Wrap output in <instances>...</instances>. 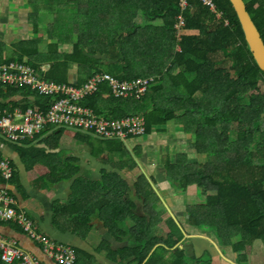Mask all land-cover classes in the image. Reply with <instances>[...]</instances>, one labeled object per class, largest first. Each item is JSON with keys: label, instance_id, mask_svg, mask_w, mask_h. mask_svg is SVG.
Instances as JSON below:
<instances>
[{"label": "crops", "instance_id": "obj_1", "mask_svg": "<svg viewBox=\"0 0 264 264\" xmlns=\"http://www.w3.org/2000/svg\"><path fill=\"white\" fill-rule=\"evenodd\" d=\"M36 1L0 0V64L11 60L26 62L38 66V70L45 68L47 76L54 62L73 53V44L77 41L82 45L85 56L92 58L94 64L99 63L95 69H100L101 73L129 76L134 71L126 69L138 66L141 76L156 77L162 81L158 84L161 91L154 87L146 97L147 101L144 100L149 109V100L166 105L157 102L159 98L164 99V93H175L181 85L186 87L187 82L181 77L180 68L166 74L168 63L174 62L176 53L171 46L172 30L162 22L150 23L146 19L144 22V13L138 11H143L142 4L121 3V0L92 4L83 0L76 18L70 15L67 7H61L58 0H38L39 4ZM134 11L138 13L134 14ZM94 14L98 19L88 23ZM186 35H200V31L188 29ZM25 43L28 45H23ZM5 50L13 51L3 53ZM82 76L80 65L73 64L67 74L68 83L79 85ZM11 88L14 87L4 88L0 104L13 106L28 101L35 107L37 97H32L29 92L30 98L25 100L23 93ZM110 96L108 92L105 98ZM182 105L179 103L178 106ZM196 134L189 133L177 118L165 127H156L147 136L130 140L128 144L102 142L74 132L72 143L63 140L62 135L57 138L51 136L44 140L50 147L44 144V148L36 150L40 154L39 159L43 161L44 155L55 154L62 165L67 162L79 169L72 180L54 187L48 183L51 180L47 179L50 175L47 166L40 163L33 166V162L25 159L17 147L2 138L0 153L15 162L17 175L9 187L20 207L32 217L42 233L75 248L78 252L77 264H136L132 252L140 249L145 252V230L150 240L167 237L173 231L167 224L170 219L178 226L180 232L173 229L177 230L176 234L181 233L182 240L174 247L167 246L165 241L157 244L143 264L150 261L152 264H179L181 255L189 258L192 261L190 264H264V233L243 244L241 239L247 241V236L239 229L229 228L220 219L206 222L209 227L190 221L187 207L190 204L201 206L206 202V196L196 185L185 192L177 190L168 178V168L177 166L181 156L187 157L189 166L208 165L209 168L213 149L219 154V163H211L210 169L235 170L240 164L239 159L229 161L232 140L228 137L215 136L216 147H212L214 140L206 138L207 144L200 142L203 148H198L193 143ZM96 141L107 143L108 147ZM92 142L95 149L91 146ZM26 150H32L36 155L34 149ZM219 174L214 173L213 178L220 179ZM145 177L151 182V189L157 197L169 202L168 211L164 210L165 216L152 214L155 221H149L151 225L146 229L145 213L151 210L145 208ZM119 178L124 179V190L119 189L122 186ZM106 181L111 185H105ZM2 186L0 181V189ZM75 191L78 193L76 199ZM118 191L134 202L126 214L136 217H131L130 225L121 229L126 238L120 237L121 226L117 224L116 217L112 218L114 210L106 206L108 198ZM217 212L221 216L224 214L223 211ZM213 217L208 214L207 218ZM0 234L18 240L24 249L44 264H57L20 229L0 223Z\"/></svg>", "mask_w": 264, "mask_h": 264}, {"label": "trees", "instance_id": "obj_2", "mask_svg": "<svg viewBox=\"0 0 264 264\" xmlns=\"http://www.w3.org/2000/svg\"><path fill=\"white\" fill-rule=\"evenodd\" d=\"M51 1L54 2L55 0H50L49 2ZM86 1L92 2V4H99L112 0ZM188 1L189 5L184 11L187 29L199 30L200 35L185 34L180 41L176 37L175 26L177 18L183 10L180 4L181 0H121V3L142 4L144 7L143 11H138L144 13V22L145 19L150 23L162 22V24L167 25L172 30L171 46L176 53L174 62L168 63L169 68L166 74L168 72V74H172L177 68L181 69V77L187 82L185 89L191 93L190 103L186 106L187 112L191 108L197 111L193 116L187 117L184 123L187 131L189 133L193 132L191 129L196 122L195 117L206 113L205 109H207L210 123L205 129L206 131L197 133V137L195 135V140L199 142L201 137L215 140V136L224 135L225 138L228 137L232 140L229 144V161L239 159L240 162L239 166L235 167V170H224V168L221 170L210 169L211 165H209V168L208 165L189 166L187 157L181 156L177 166L168 168V178L173 182V186L177 187V190L185 192L190 186L196 185L201 193L207 196L206 202L203 204L207 207V211H212L208 214L214 217L208 219L207 213L203 216L204 206L201 205L199 208H195L193 213L188 211L191 216L190 221L195 225L198 223V226L209 227L206 222L220 219L229 228L239 229L241 233L246 235L247 241L242 238L240 243L247 244L252 237L260 236L261 233H264V130L260 129L262 118L264 119V73L258 67L249 49L237 14L229 0H212L221 17H217L216 13L212 12L200 0ZM58 2H60L59 5L61 7H67L70 15L77 18L78 7L83 0H58ZM245 4L264 42V0H247ZM138 11H134V14L138 13ZM178 45L182 50L181 52L177 51ZM72 51V54L64 55V58L54 62L51 72L46 76L49 81L68 84L67 74L73 64L80 65L83 71L79 85H84L96 74H101L100 69H95L99 63L94 64L92 58L86 57L82 45L77 43V41L74 42ZM218 56L223 58L219 59L217 58ZM223 59L230 60L229 69L218 67V64ZM13 61L16 60H11L7 63ZM36 67L38 69V66ZM126 70H133L134 73L129 74V76L125 74L113 76L120 81L149 78L148 76H141L142 73L138 71V66L133 67V69L129 67ZM161 83L162 81L158 82V84ZM158 84L155 89L161 91V87ZM12 87L14 88H11V90L23 93L25 100L30 98L28 96L30 91L26 88ZM4 88L0 84V94H3ZM99 90V93L85 99L82 105L92 109L99 116L111 119V121L142 114L145 116L148 135L156 127L167 126L170 122L177 119L176 116L178 114L185 112L177 110L180 108L178 106L179 103H177L170 106L155 104L151 113L145 104L147 98H145V102L137 101L134 98L131 100H120L115 99L111 94L106 99V93H111L109 83L102 84ZM30 93L33 95L32 97H37L35 107L43 111H48L54 103L51 98ZM183 99L184 96L181 102H183ZM13 106L26 110L31 106V102L25 101ZM2 107L6 108L8 106L0 104V109ZM208 127L213 133H206ZM220 131H225L226 133L223 134ZM63 132L64 130H59V133L56 132L53 137H60ZM18 149L25 159L29 158L33 162V166L40 163L49 168L50 175L47 179L51 180L48 183L53 187L63 181L72 180L78 175L79 169L77 167H72L67 162L62 165L55 154L44 155V160L41 161L40 157H38L40 154L36 152L37 149L34 148L35 156L32 150ZM210 154L213 159L210 162L213 165L219 163V154L214 149ZM1 155L4 156L3 154ZM11 162L15 177L9 183L0 179L3 183L0 191L4 188L11 191L9 186L16 178V165L13 160ZM182 168L191 170L188 169L183 172ZM214 173H220V179L213 178ZM119 179V182L122 183L119 189L124 190V179ZM149 184L145 177V187L151 189ZM77 197L78 193L75 191V199ZM152 197H155L160 202V199L152 189L149 195L145 196V208H147L146 210H151L145 213V229L151 225L149 221L153 222L152 214H155L151 203ZM119 198H121L120 201ZM106 206L114 210L112 218L115 219L116 217L117 222L121 224H119L121 226L119 230L120 237L126 238L127 236L123 237L126 234L121 229L130 225L129 223L132 220L129 221V219L131 217H136L134 214L131 217L126 214L134 206V202L118 191V193H114L112 197L108 198ZM217 211H223L224 214L221 216L220 212ZM199 217L201 218L200 223L198 222ZM167 224H170L169 226L172 227L173 231L167 237L160 236L162 239L156 237V240H150V236L145 230V252H141V249L135 253L132 252L136 257V259H133L136 264L146 263L151 251L157 244H163L161 242L165 241L167 246L170 247L177 246L180 243L183 236L180 235L181 233L179 235L176 234L177 230L179 231L178 226L173 220ZM2 225L6 226L7 223L2 222ZM108 225L110 227L109 223ZM79 226L83 228L82 225ZM173 228L177 230L174 231ZM22 234H24L23 231ZM164 238L165 240H163ZM9 239L11 240L12 238ZM179 262V264H190L192 261L181 255ZM0 264L5 263L0 259ZM147 264L152 263L150 261Z\"/></svg>", "mask_w": 264, "mask_h": 264}, {"label": "built area", "instance_id": "obj_3", "mask_svg": "<svg viewBox=\"0 0 264 264\" xmlns=\"http://www.w3.org/2000/svg\"><path fill=\"white\" fill-rule=\"evenodd\" d=\"M212 11H216L212 0H200ZM188 0L181 6L185 10ZM179 36L185 25L180 17ZM46 69L36 70L29 64L13 61L0 64V84L4 87L26 88L41 97L54 100L48 111L40 108L8 106L0 109V138L12 146H35L43 134L52 135L55 130H68L85 134L100 141H121L125 144L131 138L146 135V121L141 116H131L111 121L99 116L92 109L84 107L82 102L100 92V86L110 84L112 97L120 100H142L155 79L120 81L109 74H97L84 85L59 84L49 81ZM15 177L12 162L0 154V179L11 182ZM18 200L4 188L0 191V222L19 226L29 238L39 244L45 255L57 264H76L75 251L66 245L58 244L39 232L36 223L24 212L18 210ZM0 255L5 264H42L37 258L23 250L17 241L7 239L0 234Z\"/></svg>", "mask_w": 264, "mask_h": 264}, {"label": "rangeland", "instance_id": "obj_4", "mask_svg": "<svg viewBox=\"0 0 264 264\" xmlns=\"http://www.w3.org/2000/svg\"><path fill=\"white\" fill-rule=\"evenodd\" d=\"M245 1H247V0H245ZM244 1V2H245ZM36 3L37 4H39L40 2L37 0L36 1ZM89 3H92V2H89ZM98 19V17H97V15L96 14H94L90 19H89V22L88 23H90V22H92V21H95V20H97ZM32 21H33V19H32ZM23 45H28V43H25V44H23ZM13 50H5L3 53H11ZM217 58H219V59H222L223 57L222 56H218ZM222 62H220L219 64H218V67L219 68H222V69H229V67H230V65H231V62H230V60H221ZM155 87V85H153L152 86V88H154ZM154 94V93H153ZM160 95H161V93H160ZM184 96V99H183V102H181V99H182V97ZM162 97V96H161ZM163 97H164V99H162V98H159V100L157 101L158 103H165L167 106H170L171 104H177V103H183V105L180 107V108H178L177 110L178 111H185V112H183V113H180V114H178L176 117L178 118V121L180 122V123H182V124H184L185 122H186V120H187V117H190V116H193L197 111L195 110V109H193L192 110V108L190 109V111L189 112H187V109H186V106L190 103V100H191V93H190V91H187V89H185L184 87H183V85H181V87H180V90H177V92H175V93H164V95H163ZM195 99V98H194ZM148 105H150L151 106V108H150V110H149V112H153V109H154V104L155 103H152L150 100L148 101V103H147ZM2 108H4V107H2ZM206 110V113H204V114H200V115H198L197 117H195L196 118V122L194 123V125L192 126V131H193V133H203V131H206L205 129H206V127H207V125H208V123H210L209 122V116H208V112H207V109H205ZM210 127H208V129H207V132L206 133H213L212 131H211V129H209ZM260 129L261 130H264V119L262 118V122H261V125H260ZM220 133H226L225 131H220ZM73 135V132H68V131H64L63 132V134H62V136H63V140H65L66 142H68V143H72L73 142V139H71V136ZM196 137H197V134H196ZM51 141V140H50ZM95 142V141H94ZM94 142H92L91 143V146H92V148L93 149H95L94 148ZM97 142V144H99V145H101V146H103V147H108V144L107 143H102V142H99V141H96ZM203 145H206L207 144V142L206 141H204V138H200V141L199 142H197V140H195V139H193V143L195 144V146H197L198 148H203V146H202V144ZM216 143V139L213 141V145H212V147H216V145L217 144H215ZM44 144L47 146V147H50V144L49 143H46V142H44ZM118 145H120V143L118 144ZM60 147L62 148L63 147V145H60ZM204 149H205V147H204ZM63 156H65V155H63ZM213 159L210 157V159H209V165H211V162L210 161H212ZM189 168H182V171L183 172H186V170H188ZM189 170H191V169H189ZM144 182V181H143ZM149 185H150V187L152 188V184H151V182L149 181ZM105 185H111L110 183H108V181H106L105 183H104ZM130 187H132V186H130ZM151 191V189H148L147 187H145V192H146V195H149V192ZM206 196V195H205ZM207 197V196H206ZM151 203H152V206H153V211L157 214V215H159L160 217H164L165 216V211L164 210H166V211H168V204H169V202L167 201H165V202H163L162 200H160V202L155 198V197H152L151 198ZM168 203V204H167ZM202 206H204L203 207V212H202V215L204 216L206 213L208 214L209 213V211H207V207H205V205L204 204H202ZM200 206L199 205H197V206H195L194 204H190V206H188L187 207V211H191V213H193V212H195V208H199ZM164 208V209H163ZM157 220H159V221H161L162 219L161 218H157ZM172 219H170L169 221H171ZM155 220H153V222H154ZM117 224L119 225L120 223H118L117 222ZM121 225V224H120ZM157 229V228H156Z\"/></svg>", "mask_w": 264, "mask_h": 264}, {"label": "water", "instance_id": "obj_5", "mask_svg": "<svg viewBox=\"0 0 264 264\" xmlns=\"http://www.w3.org/2000/svg\"><path fill=\"white\" fill-rule=\"evenodd\" d=\"M237 14L245 40L260 70L264 73V42L246 9L244 0H229Z\"/></svg>", "mask_w": 264, "mask_h": 264}, {"label": "clouds", "instance_id": "obj_6", "mask_svg": "<svg viewBox=\"0 0 264 264\" xmlns=\"http://www.w3.org/2000/svg\"><path fill=\"white\" fill-rule=\"evenodd\" d=\"M182 1L183 0H181V3H182ZM180 3V4H181ZM215 5V4H214ZM207 6V5H206ZM182 7V6H181ZM183 9V8H182ZM215 9H216V6H215ZM184 11L185 10H182V12H181V14L178 16V18H177V23H176V26H175V29H176V37H177V39L180 41V39H181V37L183 36V35H185L186 34V32L188 31V29H187V25H186V19H185V16H184ZM212 11V10H211ZM212 12H214V11H212ZM214 13H216V15H217V17H221V14L220 13H218L217 12V9H216V11L214 12ZM183 17V19H184V21H185V25H184V27H182V30H181V35L179 36V29H178V26L180 25L179 23H180V17ZM177 51H179V52H181L182 50H181V48H180V46L178 45V47H177ZM20 62V61H19ZM6 63V62H5ZM20 63H26V62H20ZM26 64H28V63H26ZM30 65V64H29ZM32 66V65H31ZM33 67V66H32ZM35 68V67H34ZM36 69V68H35ZM38 70V69H37ZM42 70V69H41ZM101 74H103V73H101ZM104 74H108V73H104ZM97 75V74H96ZM109 75H111V74H109ZM113 76V75H112ZM115 77V76H114ZM138 79H148V80H150V79H155V82H154V84H152V86L153 85H157L158 84V82H159V80L156 78V77H149V78H138ZM138 79H135V80H138ZM132 81H134V80H132ZM69 84V83H68ZM71 84H73V83H71ZM73 85H75V84H73ZM78 86V85H77ZM80 86V85H79ZM152 86H151V88L149 89V91H148V93L145 95V97L142 99V100H137V101H140V102H142V101H144L145 100V98L149 95V93L152 91ZM9 87V86H8ZM128 100H131V99H128ZM136 100V99H135ZM34 108H37V107H34ZM132 116H134V115H132ZM136 116H141V117H143L144 119H145V116L144 115H142V114H136ZM131 117V116H130ZM128 118V117H127ZM125 119V118H124ZM177 120V119H176ZM175 120V121H176ZM146 121V120H145ZM146 128H147V123H146ZM64 131H68V130H64ZM56 132H58L59 133V130H55V132L52 134V135H50V134H43L41 137H39V139H40V141H39V143L37 144V145H35V146H23V147H17V148H22V149H41V148H44V147H42L43 145H44V140H46L47 138H49V137H53L54 136V134L56 133ZM68 132H72V131H68ZM74 133H76V134H81V133H77V132H74ZM83 135H85V134H83ZM148 135V133H146V135L145 136H147ZM47 136V137H46ZM87 136V135H86ZM90 137V136H89ZM144 137V136H143ZM54 138V137H53ZM91 138H93V137H91ZM140 138H142V137H140ZM94 139V138H93ZM134 139H138V138H131V139H129L128 140V142L130 141V140H134ZM100 141V140H99ZM102 142H121V141H102ZM128 142L126 143V144H128ZM122 143V142H121ZM124 143V142H123ZM125 144V143H124ZM11 160V159H10ZM9 192H11V191H9ZM11 194L16 198V196L11 192ZM17 199V198H16ZM18 203H19V201H18ZM18 210H20L21 212H24V213H26L31 219H32V217L25 211V210H23L21 207H20V205H19V208H18ZM33 220V219H32ZM34 221V220H33ZM35 222V221H34ZM1 224H2V222H0ZM36 223V222H35ZM10 225H13L14 226V228H18V229H20V232L22 233V229L19 227V226H17V225H15V224H7L6 226H10ZM37 225V224H36ZM38 227V226H37ZM38 229H39V227H38ZM24 232V231H23ZM39 232L41 233V234H44V235H46L47 237H49L47 234H45V233H42L41 231H40V229H39ZM24 234L29 238V236L24 232ZM3 236V235H2ZM5 237V236H4ZM7 239H9L8 237H6ZM52 241H54V242H56L55 240H53L51 237H49ZM30 239V238H29ZM11 240H15V241H17L18 242V240H16V239H14V238H12ZM31 240V239H30ZM32 241V240H31ZM32 242H34V241H32ZM35 244H37L36 242H34ZM56 243H58V244H62V243H59V242H56ZM18 244H19V246L23 249V250H25V251H27L26 249H24L21 245H20V243L18 242ZM40 248H41V250H42V252L44 253V250H43V248L39 245V244H37ZM63 245H65V244H63ZM66 246H68V245H66ZM69 247H71V246H69ZM74 251H75V253H76V256H77V261H76V264H77V262H78V255H77V251L73 248V247H71ZM28 252V251H27ZM29 253V252H28ZM31 254V253H30ZM32 255V254H31ZM44 255H45V253H44ZM32 256H34V255H32ZM47 256V255H46ZM35 257V256H34ZM35 258H37V257H35ZM0 259H1V261H2V258H1V255H0ZM38 259V258H37ZM39 260V259H38ZM40 261V260H39ZM3 262V261H2ZM4 263V262H3ZM41 263H43V262H41ZM16 264H20V263H16Z\"/></svg>", "mask_w": 264, "mask_h": 264}]
</instances>
